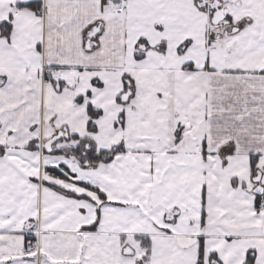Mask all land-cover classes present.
Segmentation results:
<instances>
[{
    "label": "snow or ice",
    "instance_id": "snow-or-ice-1",
    "mask_svg": "<svg viewBox=\"0 0 264 264\" xmlns=\"http://www.w3.org/2000/svg\"><path fill=\"white\" fill-rule=\"evenodd\" d=\"M0 264H264V0H0Z\"/></svg>",
    "mask_w": 264,
    "mask_h": 264
}]
</instances>
